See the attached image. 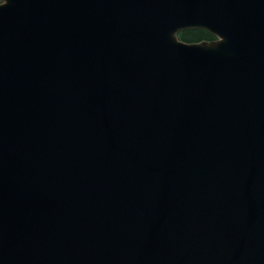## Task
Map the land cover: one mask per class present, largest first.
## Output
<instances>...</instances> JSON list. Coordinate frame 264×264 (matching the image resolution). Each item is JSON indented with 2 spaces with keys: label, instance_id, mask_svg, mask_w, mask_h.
Listing matches in <instances>:
<instances>
[{
  "label": "water",
  "instance_id": "water-1",
  "mask_svg": "<svg viewBox=\"0 0 264 264\" xmlns=\"http://www.w3.org/2000/svg\"><path fill=\"white\" fill-rule=\"evenodd\" d=\"M0 264H264V0H0Z\"/></svg>",
  "mask_w": 264,
  "mask_h": 264
},
{
  "label": "trees",
  "instance_id": "trees-1",
  "mask_svg": "<svg viewBox=\"0 0 264 264\" xmlns=\"http://www.w3.org/2000/svg\"><path fill=\"white\" fill-rule=\"evenodd\" d=\"M179 38L187 42H196L202 40H211L213 35L204 29H186L178 33Z\"/></svg>",
  "mask_w": 264,
  "mask_h": 264
}]
</instances>
